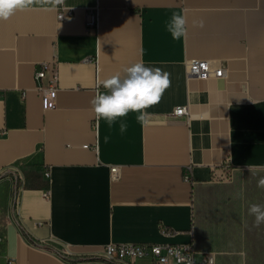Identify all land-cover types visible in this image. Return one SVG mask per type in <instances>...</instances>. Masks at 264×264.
Instances as JSON below:
<instances>
[{"label":"crops","instance_id":"obj_1","mask_svg":"<svg viewBox=\"0 0 264 264\" xmlns=\"http://www.w3.org/2000/svg\"><path fill=\"white\" fill-rule=\"evenodd\" d=\"M64 5L74 12L61 21L57 8L44 10L50 5L0 21V174L13 167L30 174L26 181L22 176L18 216L13 209L5 214L0 264H98L108 244L193 242L198 252L211 253L196 230L195 194L208 195L213 177L229 170L264 177V170L247 167L264 165V0ZM95 6L96 31L85 25ZM181 11L187 36L175 41L165 25ZM201 19L204 27H193ZM194 59L222 66L224 77L187 76ZM138 61L170 73L171 86L147 109V126L137 113L120 118L128 125L122 134L119 121L111 128L103 119L97 123L90 101L99 81ZM42 63H53L59 75L51 109L34 79ZM178 107L187 116H174ZM2 183L6 206L10 184ZM249 188L264 193L257 183ZM252 195L240 227L242 249L264 264V225L256 227L248 211L264 204V196ZM197 214L200 223V207ZM233 243L218 251H233Z\"/></svg>","mask_w":264,"mask_h":264},{"label":"clouds","instance_id":"obj_2","mask_svg":"<svg viewBox=\"0 0 264 264\" xmlns=\"http://www.w3.org/2000/svg\"><path fill=\"white\" fill-rule=\"evenodd\" d=\"M64 0H0V21L8 20L17 11H24L34 5L44 7L45 11H52L62 6ZM187 18L184 11L173 12L165 27L175 41L187 36ZM193 27H204V21L193 20ZM123 73V75L121 74ZM171 86L170 73L160 67H149L143 61H138L130 66L123 67L107 79L99 81L95 95L90 101L97 123L103 119L109 128L119 121V130L123 134L127 131V123L120 119L128 114L137 113L136 120L143 126H147L151 114L148 108L156 105L162 99L164 92ZM101 87L104 91H101ZM108 137H105L107 141ZM252 168L264 170V165H248ZM257 187L264 189V177L257 182ZM236 196L243 197L242 191ZM249 215L254 216V225H264V204H251ZM183 259V258H182ZM191 264V261H189Z\"/></svg>","mask_w":264,"mask_h":264},{"label":"built area","instance_id":"obj_3","mask_svg":"<svg viewBox=\"0 0 264 264\" xmlns=\"http://www.w3.org/2000/svg\"><path fill=\"white\" fill-rule=\"evenodd\" d=\"M74 9L66 5L57 7V20L61 21L66 17L73 15ZM85 25L89 30H97L99 25V10L98 7L90 9L86 14ZM41 70L34 74L35 81H41L42 85L37 87V92L42 98L45 108L51 109L54 107V95L58 90V71L53 63H42ZM186 73L189 77H195L199 81H207L211 79H221L224 77L225 71L222 66H214L206 60H190L186 64ZM46 81V83L44 82ZM176 117L187 116V109L185 107H178L173 111ZM93 129H96V121L92 123ZM88 148V145L83 146ZM15 172L18 175V182L8 181L2 179L4 173ZM0 174V182L7 180L10 184L7 195V205L4 214L0 208V255L2 253L1 247L4 246L5 236V214L9 209H13L15 216H18L17 200L19 190L24 185V180L20 174V170L13 167ZM113 177L119 174L118 168L111 169ZM45 178H49V173L45 171ZM50 197L49 190L42 193V198L47 200ZM40 243H33L34 247L41 246ZM63 260L67 257L66 251L58 253ZM197 256L199 259L197 260ZM183 258V259H182ZM140 261H147L150 264H214V254L208 252H198L193 242L187 245H170V244H149V243H130V244H108L103 249V260L98 264H137ZM7 264H13L12 261L7 260Z\"/></svg>","mask_w":264,"mask_h":264},{"label":"rangeland","instance_id":"obj_4","mask_svg":"<svg viewBox=\"0 0 264 264\" xmlns=\"http://www.w3.org/2000/svg\"><path fill=\"white\" fill-rule=\"evenodd\" d=\"M21 169H19L20 174L26 181L30 174ZM6 173L3 174L2 179L19 181L17 173L9 171L5 175ZM258 178L260 177L245 171L229 170V174L213 177L212 189L208 195L195 194L196 230L200 227L199 240L201 239L206 245V250L214 254V264H257L255 260L248 259L242 249L240 227L245 217L243 214L246 213V206L251 202L253 190L249 187L256 185ZM258 190L264 189L258 188ZM240 191L243 193L242 198L236 196ZM257 193L259 195L254 193L252 197L264 196V193ZM198 207L201 209L200 223H198ZM232 241H234L231 248L233 251H226L227 253L218 251L222 246L229 247Z\"/></svg>","mask_w":264,"mask_h":264},{"label":"trees","instance_id":"obj_5","mask_svg":"<svg viewBox=\"0 0 264 264\" xmlns=\"http://www.w3.org/2000/svg\"><path fill=\"white\" fill-rule=\"evenodd\" d=\"M5 193H6V184L2 183L0 184V208L2 213L4 214L5 212ZM3 248V246L1 247V249Z\"/></svg>","mask_w":264,"mask_h":264}]
</instances>
